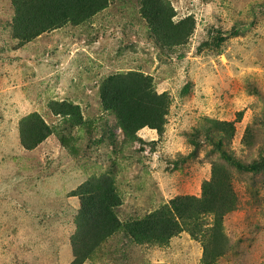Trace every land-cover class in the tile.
Here are the masks:
<instances>
[{
	"label": "rangeland",
	"instance_id": "obj_1",
	"mask_svg": "<svg viewBox=\"0 0 264 264\" xmlns=\"http://www.w3.org/2000/svg\"><path fill=\"white\" fill-rule=\"evenodd\" d=\"M165 1L174 23L193 20L184 44L157 42L138 0H111L85 23L21 43L11 0H0V264H70L76 192L92 179L112 180L124 225L173 198H200L214 165L235 207L222 217L226 250L213 264H264V170L235 165L264 162V0ZM128 72L167 95L162 132L129 137L103 108L101 83ZM63 102L80 123L51 107ZM34 113L51 133L26 149L19 122ZM213 220L201 215L204 232ZM201 240L184 231L166 245L138 244L118 231L83 264H203Z\"/></svg>",
	"mask_w": 264,
	"mask_h": 264
},
{
	"label": "trees",
	"instance_id": "obj_2",
	"mask_svg": "<svg viewBox=\"0 0 264 264\" xmlns=\"http://www.w3.org/2000/svg\"><path fill=\"white\" fill-rule=\"evenodd\" d=\"M111 0H11L14 7L13 37L21 43L31 41L43 33L69 24L77 26L105 10ZM139 14L146 22L151 36L162 44H184L193 31V20L187 17L174 23L173 10L165 0H138ZM99 97L103 108L117 118V125L129 136L144 127L162 132L168 112L166 94H156L151 80L137 72L107 77L100 85ZM57 114L72 113L80 123L76 106L70 103L52 104ZM225 131L229 123L213 122ZM51 131L37 114H30L19 122L21 144L33 149L43 142ZM240 171L264 170L263 161L250 164L235 163ZM228 174L218 165L211 170V179L204 182L200 198L180 196L173 198L140 221L122 225L113 213L119 205L112 180L107 176L92 179L79 187L81 209L75 219L76 231L71 237L73 261L83 264L98 247L118 231H124L136 243H154L162 246L181 233L200 237L203 245V264H213L226 250V237L222 232L224 214L235 207V197ZM214 217L212 226L204 232L200 217Z\"/></svg>",
	"mask_w": 264,
	"mask_h": 264
}]
</instances>
